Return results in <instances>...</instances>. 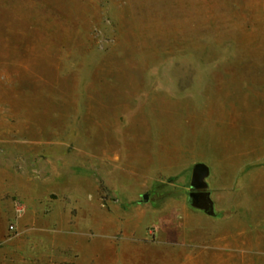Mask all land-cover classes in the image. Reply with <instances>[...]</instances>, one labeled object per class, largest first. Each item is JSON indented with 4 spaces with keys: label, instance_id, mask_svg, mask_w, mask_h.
Returning <instances> with one entry per match:
<instances>
[{
    "label": "rangeland",
    "instance_id": "1",
    "mask_svg": "<svg viewBox=\"0 0 264 264\" xmlns=\"http://www.w3.org/2000/svg\"><path fill=\"white\" fill-rule=\"evenodd\" d=\"M197 163L262 176L264 0H0V264H216L157 234Z\"/></svg>",
    "mask_w": 264,
    "mask_h": 264
},
{
    "label": "crops",
    "instance_id": "2",
    "mask_svg": "<svg viewBox=\"0 0 264 264\" xmlns=\"http://www.w3.org/2000/svg\"><path fill=\"white\" fill-rule=\"evenodd\" d=\"M261 174L250 178L255 184L251 192L236 193L229 203L222 198H214L210 192L216 216L193 209L188 200L173 203L166 213L156 216L157 234L167 240L180 238L182 245L178 253L182 255H185L184 241L189 235V247H195L200 260L205 258L208 241H211L214 246H209L215 250L216 264H237L238 251L244 248L248 253V264L252 263L254 256L261 258L264 255V168ZM261 195L263 199L259 198ZM225 210H229V217L224 215ZM140 221L135 223V232L140 231ZM169 254L174 258L175 252Z\"/></svg>",
    "mask_w": 264,
    "mask_h": 264
},
{
    "label": "water",
    "instance_id": "3",
    "mask_svg": "<svg viewBox=\"0 0 264 264\" xmlns=\"http://www.w3.org/2000/svg\"><path fill=\"white\" fill-rule=\"evenodd\" d=\"M210 175V169L203 163H197L192 168V178L188 193L189 205L198 211L210 216H216L213 202L208 191L207 179ZM143 202L148 201V196L143 195Z\"/></svg>",
    "mask_w": 264,
    "mask_h": 264
},
{
    "label": "built area",
    "instance_id": "4",
    "mask_svg": "<svg viewBox=\"0 0 264 264\" xmlns=\"http://www.w3.org/2000/svg\"><path fill=\"white\" fill-rule=\"evenodd\" d=\"M22 212H23V208H21L20 206H18V207H17V214L19 215V214H21ZM13 228H14L13 225L10 226V229H11V230H13Z\"/></svg>",
    "mask_w": 264,
    "mask_h": 264
}]
</instances>
